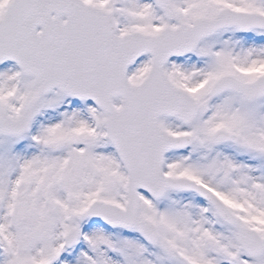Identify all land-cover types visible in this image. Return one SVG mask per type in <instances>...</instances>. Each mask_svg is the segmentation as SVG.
Wrapping results in <instances>:
<instances>
[{
  "label": "snow or ice",
  "instance_id": "obj_1",
  "mask_svg": "<svg viewBox=\"0 0 264 264\" xmlns=\"http://www.w3.org/2000/svg\"><path fill=\"white\" fill-rule=\"evenodd\" d=\"M0 264H264V0H0Z\"/></svg>",
  "mask_w": 264,
  "mask_h": 264
}]
</instances>
